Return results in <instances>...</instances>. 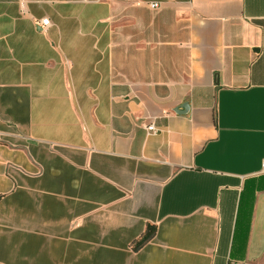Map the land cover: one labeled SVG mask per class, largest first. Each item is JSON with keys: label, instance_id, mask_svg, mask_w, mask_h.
I'll list each match as a JSON object with an SVG mask.
<instances>
[{"label": "crops", "instance_id": "obj_1", "mask_svg": "<svg viewBox=\"0 0 264 264\" xmlns=\"http://www.w3.org/2000/svg\"><path fill=\"white\" fill-rule=\"evenodd\" d=\"M21 1L0 0V264H261L264 0Z\"/></svg>", "mask_w": 264, "mask_h": 264}, {"label": "built area", "instance_id": "obj_2", "mask_svg": "<svg viewBox=\"0 0 264 264\" xmlns=\"http://www.w3.org/2000/svg\"><path fill=\"white\" fill-rule=\"evenodd\" d=\"M161 4L162 3L159 0H154V1L149 2V6L152 9H159L161 7ZM20 5H21L22 11L24 12L25 11V5H26L25 0H22ZM40 24L43 26H49L50 21L47 18H43L40 20ZM147 130L149 131V133L154 134V133H156L157 128L153 123H151L147 126ZM260 173H262V174L264 173V159L262 161V167H261ZM229 264H236V263L235 262H229Z\"/></svg>", "mask_w": 264, "mask_h": 264}, {"label": "trees", "instance_id": "obj_3", "mask_svg": "<svg viewBox=\"0 0 264 264\" xmlns=\"http://www.w3.org/2000/svg\"><path fill=\"white\" fill-rule=\"evenodd\" d=\"M152 235H153V232H152V234L147 235V236L145 237V240H144V241H147L149 238L152 237ZM144 241H143L142 243H144Z\"/></svg>", "mask_w": 264, "mask_h": 264}, {"label": "water", "instance_id": "obj_4", "mask_svg": "<svg viewBox=\"0 0 264 264\" xmlns=\"http://www.w3.org/2000/svg\"><path fill=\"white\" fill-rule=\"evenodd\" d=\"M181 109H187L188 108V104H184L180 107Z\"/></svg>", "mask_w": 264, "mask_h": 264}, {"label": "rangeland", "instance_id": "obj_5", "mask_svg": "<svg viewBox=\"0 0 264 264\" xmlns=\"http://www.w3.org/2000/svg\"><path fill=\"white\" fill-rule=\"evenodd\" d=\"M261 264H264V260L261 262Z\"/></svg>", "mask_w": 264, "mask_h": 264}]
</instances>
